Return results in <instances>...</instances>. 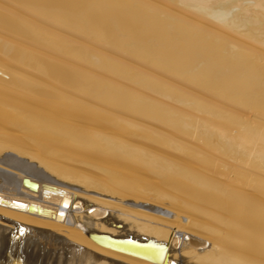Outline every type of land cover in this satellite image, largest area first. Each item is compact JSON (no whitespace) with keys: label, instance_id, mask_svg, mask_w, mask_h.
Returning <instances> with one entry per match:
<instances>
[{"label":"bare ground","instance_id":"1","mask_svg":"<svg viewBox=\"0 0 264 264\" xmlns=\"http://www.w3.org/2000/svg\"><path fill=\"white\" fill-rule=\"evenodd\" d=\"M8 3L0 264H264V0Z\"/></svg>","mask_w":264,"mask_h":264},{"label":"rangeland","instance_id":"2","mask_svg":"<svg viewBox=\"0 0 264 264\" xmlns=\"http://www.w3.org/2000/svg\"><path fill=\"white\" fill-rule=\"evenodd\" d=\"M1 2H0V4H4V5H6V6H8L9 5V7H10V4L9 3H11V1H9V3H8V0H5L4 1V3H3V1L2 0H0ZM12 4V3H11ZM10 8H14V6L12 7V5H11V7ZM14 9H16V8H14ZM17 10V9H16ZM3 13V15H2V17H4V13L5 12H2V11H0V14H2ZM5 18L7 17L8 18V14H6L5 13ZM9 19V18H8ZM10 20H12L11 18H10ZM10 29V30H9ZM13 30H11V28H8L7 29V27L6 26H3V24H0V33L4 36V37H6V38H8L9 37V39H13L14 38V40L15 39H17V38H19L18 39V41H20V39H21V41H23V39H24V37H22V35H20L18 32V34L16 33H14V32H12ZM16 37V38H15ZM0 79H2V80H4V81H6V82H11V83H14L13 81H15V78H13L12 76H10L4 69H2V68H0ZM44 81H46V82H50L51 83V81L49 80V79H47L46 77L44 78ZM57 83V82H56ZM2 96V95H1ZM3 98H6V99H10V100H13L14 101V99L12 98V97H8V96H2ZM24 104H27V103H24ZM27 105H30V104H27Z\"/></svg>","mask_w":264,"mask_h":264}]
</instances>
